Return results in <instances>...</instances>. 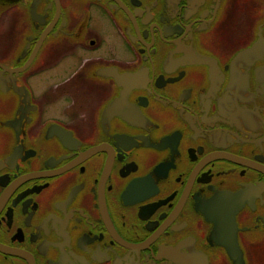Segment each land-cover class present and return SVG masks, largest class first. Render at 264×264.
<instances>
[{
    "label": "flooded vegetation",
    "instance_id": "obj_1",
    "mask_svg": "<svg viewBox=\"0 0 264 264\" xmlns=\"http://www.w3.org/2000/svg\"><path fill=\"white\" fill-rule=\"evenodd\" d=\"M0 264H264V0H0Z\"/></svg>",
    "mask_w": 264,
    "mask_h": 264
}]
</instances>
